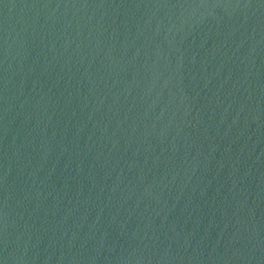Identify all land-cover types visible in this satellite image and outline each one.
<instances>
[{
  "label": "water",
  "instance_id": "obj_1",
  "mask_svg": "<svg viewBox=\"0 0 264 264\" xmlns=\"http://www.w3.org/2000/svg\"><path fill=\"white\" fill-rule=\"evenodd\" d=\"M0 264H264V0H0Z\"/></svg>",
  "mask_w": 264,
  "mask_h": 264
}]
</instances>
